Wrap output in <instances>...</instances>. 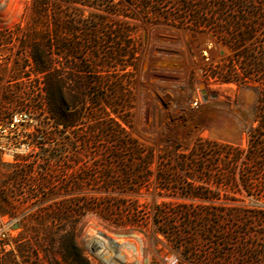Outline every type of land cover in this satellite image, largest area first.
Here are the masks:
<instances>
[{"label": "rangeland", "instance_id": "rangeland-1", "mask_svg": "<svg viewBox=\"0 0 264 264\" xmlns=\"http://www.w3.org/2000/svg\"><path fill=\"white\" fill-rule=\"evenodd\" d=\"M17 111L30 122L0 134L28 144L0 155L4 264H24L23 247L43 264L33 240L61 230L57 216L91 264L264 250L262 136L247 160L264 111V0H0V122Z\"/></svg>", "mask_w": 264, "mask_h": 264}, {"label": "trees", "instance_id": "trees-1", "mask_svg": "<svg viewBox=\"0 0 264 264\" xmlns=\"http://www.w3.org/2000/svg\"><path fill=\"white\" fill-rule=\"evenodd\" d=\"M221 7L223 8L224 6ZM196 20H199V17H196ZM249 33L250 32L243 30L240 37L246 40L249 36ZM31 59L33 60L34 70L37 74H45L47 71H49V65L44 63L39 56L32 55ZM244 75V79H250L249 74ZM47 111L51 115H54L51 101H48ZM257 122L258 127L253 133H251V139L248 148L254 150L253 153H248L247 155V160L251 164H253L257 158H259L258 151L262 147V145L260 146L256 140L259 136H262L264 139V135H261L259 132L260 130L264 131V111L261 116H259ZM59 125L64 126L66 124L59 122ZM195 195L193 197H198ZM54 221L62 223L63 228L58 231H49L45 234L41 233L39 238L33 240L35 247L38 248L39 253L42 256L41 258L44 259L43 264H91L83 255L76 243L75 236L73 234L74 225H71L69 218L67 216H57ZM18 251L23 263L28 264V262L24 261V255L25 253L29 252V248L23 247ZM227 255L228 252L221 253L220 249H217L216 261L220 262L221 264H264V250L257 246L241 249V251L231 254L234 255L233 257H235L231 260H228ZM0 264H4V262L0 260Z\"/></svg>", "mask_w": 264, "mask_h": 264}, {"label": "built area", "instance_id": "built-area-1", "mask_svg": "<svg viewBox=\"0 0 264 264\" xmlns=\"http://www.w3.org/2000/svg\"><path fill=\"white\" fill-rule=\"evenodd\" d=\"M30 122L29 114L25 111H17L12 113L8 119L3 122H0V134L4 132V130L10 128L13 132L21 128L22 124ZM18 132V131H17ZM19 146V147H18ZM25 147H28V144H12L9 142L7 146L0 144V155L6 156L10 161L16 159L14 154L21 153Z\"/></svg>", "mask_w": 264, "mask_h": 264}]
</instances>
